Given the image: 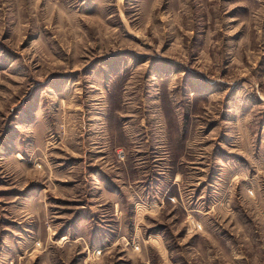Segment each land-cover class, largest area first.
Segmentation results:
<instances>
[{
	"label": "rangeland",
	"instance_id": "1",
	"mask_svg": "<svg viewBox=\"0 0 264 264\" xmlns=\"http://www.w3.org/2000/svg\"><path fill=\"white\" fill-rule=\"evenodd\" d=\"M0 264H264V0H0Z\"/></svg>",
	"mask_w": 264,
	"mask_h": 264
}]
</instances>
